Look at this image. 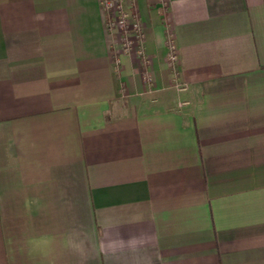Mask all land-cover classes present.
Wrapping results in <instances>:
<instances>
[{
  "label": "crops",
  "instance_id": "0c3cea01",
  "mask_svg": "<svg viewBox=\"0 0 264 264\" xmlns=\"http://www.w3.org/2000/svg\"><path fill=\"white\" fill-rule=\"evenodd\" d=\"M123 1L0 0V264H264V0Z\"/></svg>",
  "mask_w": 264,
  "mask_h": 264
},
{
  "label": "built area",
  "instance_id": "2783aa9c",
  "mask_svg": "<svg viewBox=\"0 0 264 264\" xmlns=\"http://www.w3.org/2000/svg\"><path fill=\"white\" fill-rule=\"evenodd\" d=\"M101 8L106 17L107 30L120 36L122 50L128 53L135 50L136 55L145 57L143 49V31L142 24L135 12L127 9L123 0H101ZM167 62L173 70L176 69L179 61L178 52L173 38L169 35L166 40ZM175 87L183 91L186 85L179 83Z\"/></svg>",
  "mask_w": 264,
  "mask_h": 264
},
{
  "label": "rangeland",
  "instance_id": "374dc122",
  "mask_svg": "<svg viewBox=\"0 0 264 264\" xmlns=\"http://www.w3.org/2000/svg\"><path fill=\"white\" fill-rule=\"evenodd\" d=\"M116 35V34H115ZM118 36V40H119V42H120V36H119V34L117 35Z\"/></svg>",
  "mask_w": 264,
  "mask_h": 264
}]
</instances>
